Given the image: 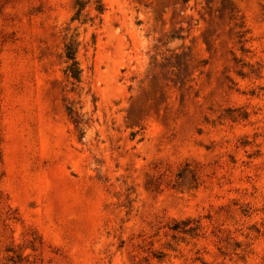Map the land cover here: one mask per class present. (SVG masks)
Returning <instances> with one entry per match:
<instances>
[{"label":"rangeland","instance_id":"obj_1","mask_svg":"<svg viewBox=\"0 0 264 264\" xmlns=\"http://www.w3.org/2000/svg\"><path fill=\"white\" fill-rule=\"evenodd\" d=\"M83 1L0 0V264H264V0Z\"/></svg>","mask_w":264,"mask_h":264},{"label":"trees","instance_id":"obj_2","mask_svg":"<svg viewBox=\"0 0 264 264\" xmlns=\"http://www.w3.org/2000/svg\"><path fill=\"white\" fill-rule=\"evenodd\" d=\"M102 6L98 8V10L100 11V13H104V8H103V4H101ZM77 12L76 14L73 16V20L77 19V20H81V16H82V11L85 9L86 7V2H84L83 0H77ZM76 49H75V42L73 41L71 44H69L67 46V62H69L70 64L68 65V70H70L71 72H74V77L76 78H80V68H79V62L77 61V57H76Z\"/></svg>","mask_w":264,"mask_h":264}]
</instances>
